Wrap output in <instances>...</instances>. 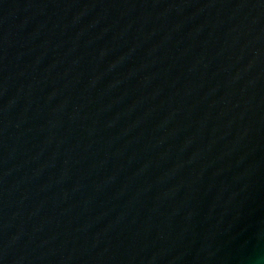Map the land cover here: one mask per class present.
Returning a JSON list of instances; mask_svg holds the SVG:
<instances>
[{
	"label": "water",
	"instance_id": "obj_1",
	"mask_svg": "<svg viewBox=\"0 0 264 264\" xmlns=\"http://www.w3.org/2000/svg\"><path fill=\"white\" fill-rule=\"evenodd\" d=\"M0 264H264V0H0Z\"/></svg>",
	"mask_w": 264,
	"mask_h": 264
}]
</instances>
